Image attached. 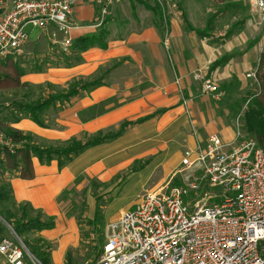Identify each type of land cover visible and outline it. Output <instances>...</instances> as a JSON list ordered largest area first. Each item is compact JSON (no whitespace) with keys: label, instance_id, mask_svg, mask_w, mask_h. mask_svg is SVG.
<instances>
[{"label":"crops","instance_id":"obj_1","mask_svg":"<svg viewBox=\"0 0 264 264\" xmlns=\"http://www.w3.org/2000/svg\"><path fill=\"white\" fill-rule=\"evenodd\" d=\"M12 7L13 0H0V16ZM156 7L162 14L157 0H77L71 17L77 27L71 31V39L96 34L103 28L108 32L107 47L89 48L80 54L78 64L52 68L43 79H23V82L44 80L54 84H67L78 78L87 81L95 78L102 82L88 93L81 91L79 97L61 110L56 126L40 127L29 119L13 125L46 142H65L74 137L94 135L117 129L124 121L149 117L128 128L119 138L87 149L63 169L57 161L43 165L34 158V179H12L17 202L29 203L45 215L55 217V227L38 234L57 243L51 253L53 264H65L67 251L79 242L77 221L68 218L58 202L63 190L74 182L78 173L85 171L105 182L131 169L136 160L154 158L143 169V174L149 175L160 167L156 182L168 177L173 180L178 177V167L186 149L196 147L198 141L212 133H219L224 138L234 134L229 120L231 111L226 104L221 105L224 99L203 94L193 72L207 67L224 96L227 93L221 88L233 77L243 88L247 73L257 68L262 53L263 23L256 17H250L246 22L247 30L249 27L259 30L252 40L257 43L251 47L249 44L243 47L242 41L237 43V39H243V31L227 36L224 45L216 46L209 44L210 37L206 34L199 36L196 31L189 30V25L201 28L190 15L184 14L186 29L179 20V30L176 29L171 38L173 46L167 50L163 43V18L160 19ZM104 8L106 15L102 14ZM49 39V35L43 34L31 44L41 45ZM67 53L71 54V51ZM227 54L232 57L225 65L211 69L214 62ZM171 55L174 64L169 63ZM107 100L112 101L107 112L91 120L81 118L84 111ZM137 172L129 173L127 180L134 178ZM9 228L0 217V242L8 237ZM0 264L12 263L0 254ZM26 264L32 263L26 260Z\"/></svg>","mask_w":264,"mask_h":264},{"label":"built area","instance_id":"obj_2","mask_svg":"<svg viewBox=\"0 0 264 264\" xmlns=\"http://www.w3.org/2000/svg\"><path fill=\"white\" fill-rule=\"evenodd\" d=\"M76 1L13 0L0 16V65L24 54L29 27L68 51L77 27L71 20ZM157 1L163 43L170 50L165 7ZM254 9L264 22V0H255ZM256 73L257 68L247 77L257 82ZM193 78L203 94L214 99L223 94L207 67L194 71ZM181 166H197L200 174L185 186L145 191L106 225L101 252L84 264H264V144L245 132L239 116L232 137L210 134L184 151ZM205 183L219 193L196 199ZM0 254L12 264H41L16 235L0 242Z\"/></svg>","mask_w":264,"mask_h":264},{"label":"trees","instance_id":"obj_3","mask_svg":"<svg viewBox=\"0 0 264 264\" xmlns=\"http://www.w3.org/2000/svg\"><path fill=\"white\" fill-rule=\"evenodd\" d=\"M225 6L240 10L243 8V3L232 2L227 3ZM156 11L161 19L162 14L159 11V8L156 7ZM184 18L186 19L187 17L184 16ZM249 18L250 17H244L237 21V23H235L228 31L227 36H232L240 31L241 29L239 28L246 24ZM188 28L189 30L196 31L199 36H204L209 27L207 25L206 29H195L189 25ZM107 36L108 32L102 28L96 34L73 40L70 47L71 54H68V51H64L63 49L61 51L60 49H57L58 53H61V56L56 53L52 56V59L55 62L54 67L74 66L80 62V54L89 48L95 46L106 48ZM255 43H257V40L251 41L248 47L253 46ZM231 57L232 54L222 56L219 60L213 63L211 69L214 70L218 66L225 65ZM22 75L23 72L18 66L17 59H9L7 62L0 65V86L4 88L29 86L21 81ZM256 76V83L258 84L260 91L256 98L248 100V107L244 115V125L247 133L251 134L261 144H264V52L260 55ZM101 83V80L95 78L90 81H87L84 78L74 79L65 86L62 91H58L57 93H50L35 101H16L7 105L5 108L8 110L9 114L0 121V135L2 136V139H0V184L3 185L0 187V204L7 200H11L16 207L22 206V213L20 216H17L11 209H5L3 211L0 210V217L11 227L14 236L16 235L24 242L27 248L36 256L41 264H53L51 255L48 253V249L51 248L50 244H47L40 238L36 240H27L25 239V236L31 232H41L43 230L53 229L56 225L55 218L45 215L40 210H36L29 203L17 202L14 196L11 182L12 179H34V158H37L43 165H48L53 161H57L59 168L63 169L87 149L119 138L128 128L145 121L149 117L140 118L136 121H124L117 129L107 130L106 132L101 131L94 135L74 137L65 142H46L32 134L25 133L24 131L15 128L13 125L19 123L23 119H29L40 127L49 128L51 126H56V119H52L53 116L48 113L49 110H54L59 113L70 104L74 98L79 97L81 91L88 93L100 86ZM240 85V81H238L236 77H233L230 83L223 84L221 88L227 93L224 100L221 101V105L226 104L230 109L231 114L237 113V110L241 107L240 101L231 97L234 88L239 87ZM37 87H41V85H37ZM111 103V100H107L93 105L83 112L81 118L85 121L94 119L107 112L109 110V107L107 106ZM52 121L54 122L53 125L50 124ZM68 192L69 189L62 192L58 198L59 203L63 201V196ZM29 213L32 215H29ZM69 216L74 217L70 214ZM75 219L77 222L79 221L78 217H75ZM88 223L92 228L90 234L97 235L92 247L94 254L92 260H94L101 252L102 246L100 244L104 240L102 237L104 235H101L103 230L100 227L101 220L99 208H97L93 218L89 219ZM66 260L67 264H74L71 253L67 254Z\"/></svg>","mask_w":264,"mask_h":264},{"label":"rangeland","instance_id":"obj_4","mask_svg":"<svg viewBox=\"0 0 264 264\" xmlns=\"http://www.w3.org/2000/svg\"><path fill=\"white\" fill-rule=\"evenodd\" d=\"M162 1L165 7L166 21L171 38H173L174 31L176 29L179 30V20L183 23L186 29V22L183 18L184 14H186V16L190 15L193 18L195 24L201 29H206L208 25L209 28L206 32V35L210 37L209 44L211 45H224L228 40V31L233 27L235 23H237V21L241 20L244 17H256L258 21L263 23L264 33V22L261 20L257 11L253 12L252 9L254 8L255 0ZM232 2L243 3V8L240 10H236V8H228L225 6L227 3ZM247 26V24L242 25V27L239 28L241 30L238 31H243L242 38L246 40L245 42H243V39H237V43L242 41L243 47L248 45L249 42L256 38L259 34V30L250 27V30H247ZM28 33L30 43L25 46L24 54L16 58L18 61V66L23 72V75L21 76L22 82L25 78H29L34 81L43 79L47 77L50 69L60 68L54 67L55 62L52 59V56L55 53L61 56V53H58L57 49H60L61 51L62 48L59 45L53 43L51 41V38L41 45L31 44L37 42L43 36L42 30L37 27H29ZM172 46L173 43L171 40V47ZM169 63H175L174 56L171 55V57H169ZM250 72L251 71H249L248 73ZM42 81L43 82L25 81L23 83L29 85L26 87L22 86L16 88H4L0 86V121L9 114L8 110H6L5 108L7 107V105H10L16 101H35L40 97L47 96L50 93H57L58 91H62L63 88L70 83L68 82L67 84H54L50 81ZM37 85H41V87H37ZM259 91L260 89L258 84L252 78H246V82L243 88H241L240 86L234 88L231 97L239 100L241 107L237 110V113L232 114L231 119H229L233 128H235V122L240 116V122L243 126V129L245 130L244 115L248 107V100H253L254 98H256L259 94ZM225 97L226 94L225 96L222 94L220 98L222 100ZM48 113L52 114V119L55 118L57 120V111L49 110ZM50 124L53 125L54 122L52 121L50 122ZM249 135L252 136L251 134ZM153 160L154 158H142L136 160L131 169L126 170V172L122 171L113 179L105 182L100 181L94 176L88 175L84 171L78 173L74 182L66 188L69 189V192L63 196V201L59 204L68 218H79V221L77 222L79 227V242L77 246L71 247L67 251V254H72L74 264H83L85 261L93 259L94 254L92 247L97 235L90 234V230L92 228L88 221L89 219L93 218L97 208L100 209V227L103 230L101 235H104L106 225L110 221L119 218L122 212L131 209L145 191L158 190L161 188H171L176 186H185L187 183L191 182L195 176H198L200 174L197 166L189 170H183V167L179 165V174H177V178L171 180V177H168L164 181H160L159 183H157L156 179L159 175L160 167L153 169L149 175L143 174V169H145V167H147L150 162L152 163ZM133 170H135L136 172L138 171L135 176L136 178H133L132 176V178H128L127 180L128 174L133 172ZM2 186L3 185L0 184V187ZM136 191L137 195L135 194ZM205 192L209 194L211 193L213 195L219 193V191L210 188L205 183L202 185V189L197 193V198L196 195H194V198L199 199L202 195H204ZM196 199H191V201L193 202ZM218 200L219 199L217 198L214 201H210L209 203L217 202ZM5 209H11L17 216H20L22 213V206L16 207L11 200H7L6 202L0 204V210L3 211ZM69 214L73 215L74 217L69 216ZM29 215L32 214L29 213ZM38 234L39 232H31L25 236V239H43V241H45L47 244H50L51 248L48 249V253L51 255L53 250L57 247V243L48 241L40 237ZM13 235L14 232L11 230V228H9L7 236L12 237ZM102 237L104 238V236ZM102 243L100 244L101 246ZM65 264H67L66 258Z\"/></svg>","mask_w":264,"mask_h":264}]
</instances>
